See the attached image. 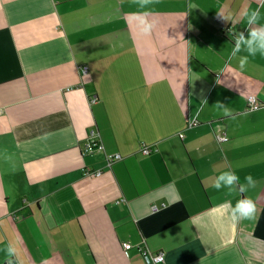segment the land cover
Listing matches in <instances>:
<instances>
[{
	"label": "crops",
	"instance_id": "0c3cea01",
	"mask_svg": "<svg viewBox=\"0 0 264 264\" xmlns=\"http://www.w3.org/2000/svg\"><path fill=\"white\" fill-rule=\"evenodd\" d=\"M147 7L145 35L138 0H0V264L9 242L20 264H147L144 245L158 264H264V56L224 66L264 0ZM92 129L104 149L84 154ZM226 169L254 186L214 188ZM241 195L257 212L234 221L217 206Z\"/></svg>",
	"mask_w": 264,
	"mask_h": 264
},
{
	"label": "clouds",
	"instance_id": "9594fccd",
	"mask_svg": "<svg viewBox=\"0 0 264 264\" xmlns=\"http://www.w3.org/2000/svg\"><path fill=\"white\" fill-rule=\"evenodd\" d=\"M151 0H138V8L142 11H136L131 13L133 19L137 21V28L141 34H150L155 26V20L150 18V11L148 5ZM223 18L228 19L222 12H218ZM241 15L246 19L245 31L234 30L229 31L231 43V50L225 57V68L229 67L230 62L236 58L237 65L240 70H243L250 57H256L257 55L264 56V23H260L261 12L259 8L245 9ZM235 23V21H232ZM245 53L240 55V53ZM220 73H223V69ZM217 83H221L217 78ZM225 114L230 113V109L227 106L221 105ZM244 182H241V178L237 172L232 169H226L219 172L214 180L213 187L216 189L226 188L228 191L236 190L239 193H246L249 186H254L255 180L251 174H247L243 177ZM221 210H226L232 220L237 221L240 219H252L257 212L256 202L247 195H241L234 204L230 202H224L217 206ZM5 251L9 257H16L17 264H20L17 248L9 242L6 245ZM8 264H13V260L10 259Z\"/></svg>",
	"mask_w": 264,
	"mask_h": 264
},
{
	"label": "built area",
	"instance_id": "2783aa9c",
	"mask_svg": "<svg viewBox=\"0 0 264 264\" xmlns=\"http://www.w3.org/2000/svg\"><path fill=\"white\" fill-rule=\"evenodd\" d=\"M81 72L83 74H87L88 67L87 66L82 67ZM89 100L91 103H95L97 101V98L95 96H91L89 98ZM248 105H249L248 108L251 110H256L262 106L261 103L259 102V100L257 99V97L254 95H250L248 97ZM191 125H195V123H193ZM217 138L221 142L228 140L227 136L224 134H219L217 136ZM103 149H104V146H103V143L101 141V137H100L98 130L97 129L90 130L88 140H87V142L83 148V153L84 154H91L97 150H103ZM154 150H155L154 147H150L146 144H143L141 146V149H140V151L146 155L150 154ZM122 159H123V156L121 154H118V153L108 155V157H107L108 167L111 168V166L115 162L120 161ZM92 174L99 176L102 174V171H94V172H92ZM158 210H159L158 206L153 207V212H156ZM123 246H124L125 250H130L133 248V245L129 242L124 243ZM138 249H139L140 253L143 255L147 264H158V263H163L165 261V254L163 252H153L149 248H147L145 245L144 246H138Z\"/></svg>",
	"mask_w": 264,
	"mask_h": 264
}]
</instances>
